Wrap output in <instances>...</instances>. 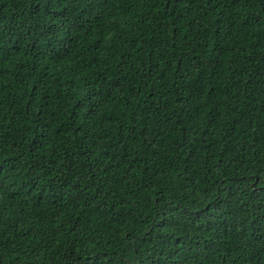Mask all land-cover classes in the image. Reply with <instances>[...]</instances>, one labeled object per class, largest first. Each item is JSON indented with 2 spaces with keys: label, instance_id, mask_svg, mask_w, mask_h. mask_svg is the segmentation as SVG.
<instances>
[{
  "label": "trees",
  "instance_id": "obj_1",
  "mask_svg": "<svg viewBox=\"0 0 264 264\" xmlns=\"http://www.w3.org/2000/svg\"><path fill=\"white\" fill-rule=\"evenodd\" d=\"M0 264H264V0H0Z\"/></svg>",
  "mask_w": 264,
  "mask_h": 264
}]
</instances>
